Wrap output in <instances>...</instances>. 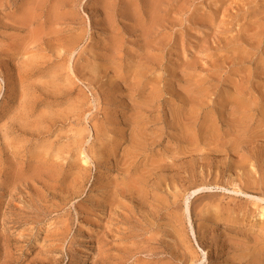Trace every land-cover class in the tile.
Masks as SVG:
<instances>
[{"label": "rangeland", "instance_id": "1", "mask_svg": "<svg viewBox=\"0 0 264 264\" xmlns=\"http://www.w3.org/2000/svg\"><path fill=\"white\" fill-rule=\"evenodd\" d=\"M0 264H264V0H0Z\"/></svg>", "mask_w": 264, "mask_h": 264}, {"label": "bare ground", "instance_id": "2", "mask_svg": "<svg viewBox=\"0 0 264 264\" xmlns=\"http://www.w3.org/2000/svg\"><path fill=\"white\" fill-rule=\"evenodd\" d=\"M158 1H159V0H158ZM156 2H157V1H156ZM151 3H153V2L151 1ZM153 4H154V3H153ZM155 4H156V3H155ZM152 6H154V5H152ZM29 9H32V8H29ZM29 9H28V10H29ZM154 11H155V10H154ZM31 14H32V12H31ZM152 14H153V13H152ZM26 15H28V13H27ZM155 15H156V14H155ZM158 15H159V14H158ZM30 16H32V15H30ZM189 137H190V136H189ZM235 177H236V176H235ZM236 179H237V178H236ZM238 181H239V180H238ZM233 182H234V181H233ZM236 182H237V181H236ZM236 182H235V183H236ZM235 183H234V184H235ZM237 185H238V184H237ZM200 188H201V187H200ZM200 188H197V190H199ZM195 191H196V189L193 190L192 193H194ZM261 247H262V246H261Z\"/></svg>", "mask_w": 264, "mask_h": 264}]
</instances>
